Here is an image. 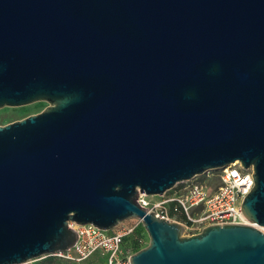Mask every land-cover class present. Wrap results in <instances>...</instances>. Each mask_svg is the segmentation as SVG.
Masks as SVG:
<instances>
[{
    "label": "water",
    "instance_id": "95a60500",
    "mask_svg": "<svg viewBox=\"0 0 264 264\" xmlns=\"http://www.w3.org/2000/svg\"><path fill=\"white\" fill-rule=\"evenodd\" d=\"M0 264L142 219L130 264H264V0H0ZM240 162L249 223L186 234L140 193Z\"/></svg>",
    "mask_w": 264,
    "mask_h": 264
},
{
    "label": "built area",
    "instance_id": "2783aa9c",
    "mask_svg": "<svg viewBox=\"0 0 264 264\" xmlns=\"http://www.w3.org/2000/svg\"><path fill=\"white\" fill-rule=\"evenodd\" d=\"M253 173V167L246 169L237 161L205 172L204 181L194 177L180 182L163 195L140 193L138 201L148 208V213L155 212L157 217L182 223L189 235L211 225L249 223L241 207L255 186ZM206 180H217L219 184L210 187ZM181 214L185 221L179 220ZM131 221L122 222L112 230L100 229L93 224L71 223L78 233L75 245L51 256L83 262L98 255L103 264H130V257L142 247L143 235L147 232L142 219Z\"/></svg>",
    "mask_w": 264,
    "mask_h": 264
},
{
    "label": "rangeland",
    "instance_id": "374dc122",
    "mask_svg": "<svg viewBox=\"0 0 264 264\" xmlns=\"http://www.w3.org/2000/svg\"><path fill=\"white\" fill-rule=\"evenodd\" d=\"M49 106V103L46 101H37L31 104L22 105V106H5L0 108V125H6L17 120H21L30 115L37 114L45 110ZM194 179L199 181L205 180V175H198ZM210 187H216L219 184L217 180L205 181ZM126 223H131L132 221H125ZM144 242L141 248L145 247L149 243V235L148 233H144L143 235ZM140 248V249H141ZM23 264H103L102 259L98 255L92 257L91 259L83 262H75L69 260H55L51 255H44L39 258L32 259Z\"/></svg>",
    "mask_w": 264,
    "mask_h": 264
},
{
    "label": "trees",
    "instance_id": "16d2710c",
    "mask_svg": "<svg viewBox=\"0 0 264 264\" xmlns=\"http://www.w3.org/2000/svg\"><path fill=\"white\" fill-rule=\"evenodd\" d=\"M179 220H181V221H185V217H184V215L183 214H181V215H179ZM138 250H140V249H138ZM137 250V251H138ZM56 261L57 260H64V259H61V258H58V257H55V256H52ZM103 261V260H102ZM104 263V262H103Z\"/></svg>",
    "mask_w": 264,
    "mask_h": 264
}]
</instances>
